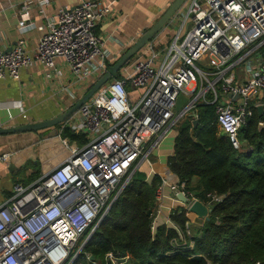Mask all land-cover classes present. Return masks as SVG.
Here are the masks:
<instances>
[{"label":"built area","instance_id":"1","mask_svg":"<svg viewBox=\"0 0 264 264\" xmlns=\"http://www.w3.org/2000/svg\"><path fill=\"white\" fill-rule=\"evenodd\" d=\"M22 1L20 35L34 27L28 23L32 5L45 17L52 0ZM185 6L184 21L169 42L155 37L119 72L121 79L105 84L58 128V135L69 128L88 143L83 148L73 144L70 156L38 181L12 187L0 206V264H72L93 235L88 229L98 228L131 175L118 189L122 179L132 167L134 173L148 163L152 150L170 133L177 134L187 115L197 120L200 104L215 106L219 132L235 150L242 149L240 130L254 109L264 108V0H186ZM180 11L168 24L173 29ZM110 14V6L98 0L60 11L43 25L35 59L49 69L62 59L73 84L90 83V89L109 69L96 30ZM188 20L191 29L180 37ZM32 64L23 39L10 51L0 45V81L17 79ZM131 91L141 93L131 100ZM180 95L188 102L176 113ZM11 159L9 152L0 154L2 165L9 166ZM175 187L191 203L199 201L184 191V184ZM204 198L206 205L222 200L213 193ZM173 228L178 239L171 245L192 249L187 227L185 232ZM127 260L108 253L103 262L92 264Z\"/></svg>","mask_w":264,"mask_h":264},{"label":"trees","instance_id":"2","mask_svg":"<svg viewBox=\"0 0 264 264\" xmlns=\"http://www.w3.org/2000/svg\"><path fill=\"white\" fill-rule=\"evenodd\" d=\"M169 35H173V29ZM119 79L120 75L114 78ZM138 92L140 95L141 91L135 93L138 95ZM129 94L131 100L137 98ZM196 113L197 126L194 127L190 118L180 125L173 155L167 161L168 170L179 185L184 184L185 192H190L192 181L197 179L196 192L190 193L193 198L199 199L206 193L222 197L221 202L214 205L209 220L203 221L190 238L193 248L171 245L178 239L174 228L160 225L153 232L157 192L162 179L157 175L146 179L138 170L132 173V167L118 189L131 175L126 186L72 264L101 263L108 253L118 258L128 257L126 264L264 262V117L253 110L247 125L239 132L242 149L238 151L228 137L219 132L214 105L200 104ZM60 137L79 148L88 143L83 134H76L69 128H65ZM38 167L37 162L30 161L16 174L22 175ZM39 176L38 171L30 173L26 185L20 184L29 186ZM188 215L187 209L180 207L171 211L169 220L185 232ZM87 255L93 261L88 260Z\"/></svg>","mask_w":264,"mask_h":264},{"label":"crops","instance_id":"3","mask_svg":"<svg viewBox=\"0 0 264 264\" xmlns=\"http://www.w3.org/2000/svg\"><path fill=\"white\" fill-rule=\"evenodd\" d=\"M84 1L87 0H52L45 8V17L41 16L36 5H32L28 23L33 24L34 27L20 35L18 24L21 21L23 1L0 0L1 48L4 51H10L19 39H23L26 51L33 61L31 67L20 70L17 79L0 81V129L53 119L79 101L89 90L90 83L73 84L68 66L62 59H55V66L52 69L35 59L36 44L43 34V25L48 20H55L60 11L73 8ZM98 1L103 5H109L111 9L110 16L100 23L96 30L108 52V67H110L156 23L175 0ZM65 88L68 89L64 90ZM135 92H130L134 95L132 97H138L139 92L138 95ZM175 137V133H170L158 147L152 150L149 162L142 164L138 170L146 176V179H151L153 175L162 179L159 191L162 192L163 199L159 202L160 198H157L154 214L155 229L160 225L173 228L168 219L169 214L177 208L184 207L177 199L175 178L165 185L163 176L160 175L163 170L159 172L153 169L154 166L167 167V161L173 155ZM37 141H39L38 137L32 133L0 136V154L4 152L12 154L9 166L0 164V206L11 195L12 187L16 183H22L30 173L39 172L40 176L36 181L48 173L40 165L35 170H28L22 175L16 174L26 161L31 159L24 156L27 153L23 150ZM11 167H13L12 170H10ZM197 186V179H194L189 193L195 194ZM204 199L202 195L199 201L206 205ZM188 220L186 227L189 234L193 226L198 223L202 225V221L192 214L188 215ZM188 238L190 240V237Z\"/></svg>","mask_w":264,"mask_h":264},{"label":"water","instance_id":"4","mask_svg":"<svg viewBox=\"0 0 264 264\" xmlns=\"http://www.w3.org/2000/svg\"><path fill=\"white\" fill-rule=\"evenodd\" d=\"M186 0H175L168 9L163 13V15L156 21V23L140 38L138 39L108 70L102 75L86 92V94L67 109L61 115L44 121L40 123L28 124L18 127H11L7 129H0V136L4 135H14V134H26V133H36L45 130H51L49 137H55L58 135V126L66 122L71 118L82 105L87 103L94 94L102 88L105 84L114 80L119 75V72L149 43L151 42L159 33H161L166 26L169 24L173 16L179 9L184 5ZM188 102V98L184 95H180L177 98L175 105V112L179 113L182 111L185 104ZM259 117H263L264 108H257ZM197 126V120L194 121V127ZM263 125L260 124L259 128H262ZM13 167L10 168L12 170ZM154 171H162L160 173L163 176L164 182L169 184L174 178L175 175L168 170L166 166H154ZM177 199L183 206H188V212L194 215L197 219L201 221H208L209 215L215 208L214 205H204L200 201H194L191 203L182 193H177ZM93 261V258H91Z\"/></svg>","mask_w":264,"mask_h":264},{"label":"rangeland","instance_id":"5","mask_svg":"<svg viewBox=\"0 0 264 264\" xmlns=\"http://www.w3.org/2000/svg\"><path fill=\"white\" fill-rule=\"evenodd\" d=\"M187 4H189V1L187 2ZM186 8H187L186 6L185 7H181L180 13L182 14V16L176 21L177 22V26H175V29H173L172 26L167 25L166 28L161 33H159L156 36V38L161 39L162 42H169V39H170L169 38L170 37V35H169L170 30L173 29V34H175V33L178 32L179 28L181 27V25H182V23L184 21V16L186 15ZM190 29H191V21L188 20L187 21V24L184 27V29L181 31L180 37H183L184 34L187 31H189ZM188 116L189 115H187L181 121V124L188 119L187 118ZM181 124H179V125H181ZM59 127L60 126H58V128ZM50 131L51 130L32 133L33 135H35L36 137H38V140L39 141H37V143L30 144L28 147H26V149L23 150V152H26L27 153V154H24V156L26 155L29 158L31 157L30 160H27L26 161V163L27 162H30V161H32L34 163L37 162L39 166L40 165L43 166V168H44V170L46 172H50L51 170H53L54 168H56L57 166H59L61 163H63L70 156V147L73 145V144L69 143L67 140H66V144H64V140L61 139L60 135H57L55 137H49ZM26 134H30V133H26ZM13 159L15 161V157ZM25 164H24L23 167H25ZM29 170H32V169H29ZM25 180H26V177L24 178V181L22 183H24L26 185ZM158 197L160 198L159 199V202H161L162 199H163V195H162V192L161 191H160L159 194H157V198ZM168 219H169V217H168ZM94 226L95 225H93L92 227H90L88 229L87 233H90L92 230H94V232H93V234H94L97 231V228L95 229ZM201 226L202 225H200V223H198L197 225L193 226L190 229L191 231H190V234H189L188 237L191 238L192 235L195 234L196 229L197 228L199 229ZM195 227H196V229H194ZM152 230H153V232L155 231V222L154 221H153Z\"/></svg>","mask_w":264,"mask_h":264}]
</instances>
